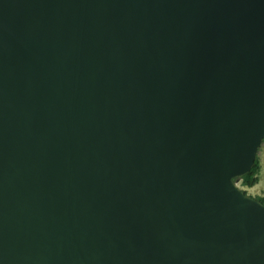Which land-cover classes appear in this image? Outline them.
I'll use <instances>...</instances> for the list:
<instances>
[{"label": "water", "instance_id": "obj_1", "mask_svg": "<svg viewBox=\"0 0 264 264\" xmlns=\"http://www.w3.org/2000/svg\"><path fill=\"white\" fill-rule=\"evenodd\" d=\"M263 140L264 0H0V264H264Z\"/></svg>", "mask_w": 264, "mask_h": 264}, {"label": "rangeland", "instance_id": "obj_2", "mask_svg": "<svg viewBox=\"0 0 264 264\" xmlns=\"http://www.w3.org/2000/svg\"><path fill=\"white\" fill-rule=\"evenodd\" d=\"M257 158L259 161V170L257 173L258 182L252 188L243 187L238 185L239 189L245 192L246 195L258 198L264 197V141L262 142L261 146L259 147Z\"/></svg>", "mask_w": 264, "mask_h": 264}, {"label": "trees", "instance_id": "obj_3", "mask_svg": "<svg viewBox=\"0 0 264 264\" xmlns=\"http://www.w3.org/2000/svg\"><path fill=\"white\" fill-rule=\"evenodd\" d=\"M258 170H259V161L258 158H256L253 168L250 170V172L245 176H243L242 178L237 179L239 185L247 188H252L254 185H256L258 182V177H257ZM256 199L264 204V197H258Z\"/></svg>", "mask_w": 264, "mask_h": 264}]
</instances>
